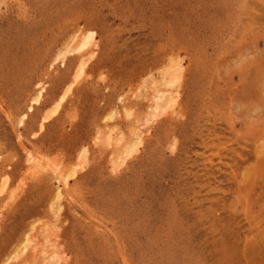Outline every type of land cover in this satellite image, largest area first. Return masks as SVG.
<instances>
[{
	"label": "rangeland",
	"instance_id": "rangeland-1",
	"mask_svg": "<svg viewBox=\"0 0 264 264\" xmlns=\"http://www.w3.org/2000/svg\"><path fill=\"white\" fill-rule=\"evenodd\" d=\"M7 261L264 264V0H0Z\"/></svg>",
	"mask_w": 264,
	"mask_h": 264
},
{
	"label": "bare ground",
	"instance_id": "bare-ground-1",
	"mask_svg": "<svg viewBox=\"0 0 264 264\" xmlns=\"http://www.w3.org/2000/svg\"><path fill=\"white\" fill-rule=\"evenodd\" d=\"M93 33L92 32H89L84 38H83V41H82V43L80 44V46L78 47V49L80 50V49H83V48H86L90 43H91V41H92V38H93ZM86 64V63H85ZM84 63L82 62L81 63V65H80V69H79V71L80 72H82L83 71V68H84ZM77 71H78V69H77ZM170 71V70H169ZM78 76V75H77ZM81 76V75H80ZM174 79V78H173ZM177 79V78H176ZM175 84V81L174 80H169L168 81V85H170V86H173ZM70 86L68 87V89H67V91L66 92H64V95H62L61 96V99H60V101H59V103H56L57 105H56V107H58L59 106V104L65 99V97H66V94H67V92L68 91H70ZM39 97H40V94L39 95H37V97L34 99V101H38L39 100ZM54 111H56V110H54ZM50 112H52V111H50ZM47 118V117H46ZM137 137V136H136ZM133 144V143H132ZM135 144V143H134ZM139 144V143H138ZM140 145V144H139ZM133 146V145H132ZM131 146V148H135V145L132 147ZM138 147V146H137ZM131 151V150H130ZM137 151V150H136ZM83 152V151H82ZM81 152V153H82ZM128 153H129V151H128ZM127 153V154H128ZM83 155V154H82ZM126 155V154H125ZM129 155V154H128ZM127 155V156H128ZM82 158V157H81ZM83 159V158H82ZM33 162V161H32ZM5 179V178H4ZM66 185V184H65ZM55 197H56V199H60L61 197H62V192L59 190V189H57V192L55 193ZM26 243V242H25ZM21 249H23V248H21ZM15 251L17 252V249H15ZM16 252H12L13 254L12 255H15V253ZM11 254V253H10ZM12 255H10V256H12ZM10 256H8V259H6V260H9V258H10ZM15 257V256H14ZM6 264H8V261L6 262Z\"/></svg>",
	"mask_w": 264,
	"mask_h": 264
}]
</instances>
